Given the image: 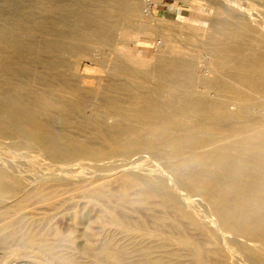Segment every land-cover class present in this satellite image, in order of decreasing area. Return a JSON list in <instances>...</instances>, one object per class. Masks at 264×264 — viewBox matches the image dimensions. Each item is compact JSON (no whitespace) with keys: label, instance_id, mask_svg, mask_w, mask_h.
<instances>
[{"label":"bare ground","instance_id":"obj_1","mask_svg":"<svg viewBox=\"0 0 264 264\" xmlns=\"http://www.w3.org/2000/svg\"><path fill=\"white\" fill-rule=\"evenodd\" d=\"M160 1L0 0V264H264V115L224 66L264 96V16L194 0L229 18L193 43Z\"/></svg>","mask_w":264,"mask_h":264},{"label":"rangeland","instance_id":"obj_2","mask_svg":"<svg viewBox=\"0 0 264 264\" xmlns=\"http://www.w3.org/2000/svg\"><path fill=\"white\" fill-rule=\"evenodd\" d=\"M187 5L183 4L181 1L176 3L170 0H162L156 6L152 7V14L155 19L166 21L169 23L171 27L174 29H179L182 25V22L188 24L194 28H200L205 31L206 36L201 35L198 37H191L194 36V32L188 30L184 31L186 35L191 37L190 41L195 43H205L208 41V36L210 34H214L215 31V23L217 20H227L229 15L224 12L222 9H214L208 6V4L204 1H198V3H194V0H186ZM227 2L234 3L242 8L240 12L241 17L250 16V18H260L264 16V0H227ZM194 3V4H193ZM262 25H256V35H260L262 33ZM236 34H244L247 33L240 28H236L234 30ZM210 41V40H209ZM225 46L221 49L223 50ZM226 49V48H225ZM259 51L256 52V55L262 54L264 49H258ZM225 51V50H224ZM248 58L242 57L239 54H236L231 60L227 59L224 61L225 66V75L232 78L233 85L238 87L239 91L242 92L243 96H247V104L250 107V110L253 115H264V96L259 94L256 90L252 91L247 89V86L244 84V73L247 70L246 62ZM81 65L79 69V74L82 75L80 77L81 81L83 80V76H92L93 78H98L100 74L95 72V68L91 65L87 64L84 61L78 62ZM264 64V61L262 62ZM85 81V80H83ZM93 86L92 84L88 85V87ZM249 88V87H248ZM229 100H232V106L235 107V104L241 101L237 97H228ZM246 101V99H245ZM264 132V126H260L256 129L257 133ZM249 135L248 137H253L259 140H264V137H257L258 134Z\"/></svg>","mask_w":264,"mask_h":264}]
</instances>
